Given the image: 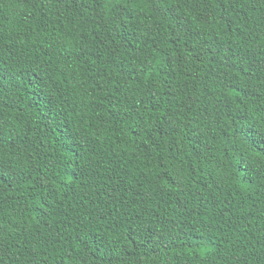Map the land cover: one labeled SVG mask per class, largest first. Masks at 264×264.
I'll list each match as a JSON object with an SVG mask.
<instances>
[{"label":"trees","instance_id":"obj_1","mask_svg":"<svg viewBox=\"0 0 264 264\" xmlns=\"http://www.w3.org/2000/svg\"><path fill=\"white\" fill-rule=\"evenodd\" d=\"M0 70V264H264V0H0Z\"/></svg>","mask_w":264,"mask_h":264},{"label":"snow or ice","instance_id":"obj_2","mask_svg":"<svg viewBox=\"0 0 264 264\" xmlns=\"http://www.w3.org/2000/svg\"><path fill=\"white\" fill-rule=\"evenodd\" d=\"M10 85L11 77H9L6 72L0 70V102L3 101L4 94ZM33 87L39 91L41 87H46V85H44L42 81L36 80L34 81ZM68 131L70 135L67 138V143L71 145L76 139V136L74 135L76 129L70 128ZM242 134L250 140L252 147L256 150V154L260 156V159L264 160V155H261V153H264V130L257 131L253 128ZM4 142L2 133H0V143ZM11 183H14V179L12 177L9 163L4 156L0 154V185L9 186Z\"/></svg>","mask_w":264,"mask_h":264}]
</instances>
